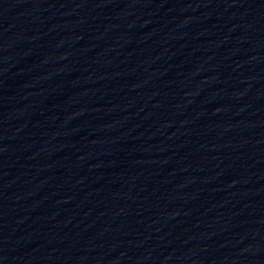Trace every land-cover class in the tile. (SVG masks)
Returning a JSON list of instances; mask_svg holds the SVG:
<instances>
[{
  "label": "water",
  "instance_id": "obj_1",
  "mask_svg": "<svg viewBox=\"0 0 264 264\" xmlns=\"http://www.w3.org/2000/svg\"><path fill=\"white\" fill-rule=\"evenodd\" d=\"M0 264H264V8L0 0Z\"/></svg>",
  "mask_w": 264,
  "mask_h": 264
}]
</instances>
